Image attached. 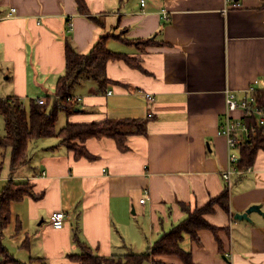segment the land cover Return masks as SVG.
Returning <instances> with one entry per match:
<instances>
[{"label": "crops", "instance_id": "crops-1", "mask_svg": "<svg viewBox=\"0 0 264 264\" xmlns=\"http://www.w3.org/2000/svg\"><path fill=\"white\" fill-rule=\"evenodd\" d=\"M142 1L85 0L102 21L96 24L79 13L77 0H0V96H16L27 108L55 95L68 38L83 54L106 34L158 41L141 53L111 37L109 49L140 58L145 71L110 61L107 88L93 80L75 85L82 101L65 114L66 123L148 119V132L130 135L128 150L109 137L89 138L76 142L90 156L77 157L60 137L42 138L12 175V150L0 148V197L10 181L29 184L34 194L11 204L3 243L16 260L73 264L68 256L81 252L78 240L104 257L146 252L187 218L183 203L202 208L228 186L230 149L218 135L225 93L264 90V0ZM257 155L233 174L229 211L216 205L205 215L218 235L208 228L199 240L184 234L180 246L194 264H264V151ZM253 206L251 221L235 219ZM59 211L66 224L57 229L50 218ZM157 260L186 264L172 255Z\"/></svg>", "mask_w": 264, "mask_h": 264}, {"label": "trees", "instance_id": "trees-1", "mask_svg": "<svg viewBox=\"0 0 264 264\" xmlns=\"http://www.w3.org/2000/svg\"><path fill=\"white\" fill-rule=\"evenodd\" d=\"M78 11L84 14L96 24H102L100 18L90 14L89 7L85 0H77ZM264 8V5H263ZM70 20V19H69ZM115 37L118 40L137 47L139 52H144L148 46L156 44L154 39L130 40L121 35H102L94 46L86 53H80L70 38L66 41L65 59L66 70L60 77L55 95H49L45 104H38L37 99H32L29 109L16 96L2 98L0 96V113L5 120V134L0 136V148L11 149V171L12 175L21 167L28 165L30 148L29 145L42 138L60 137L61 143L76 152L77 157H89L90 154L81 144L89 138L101 139L109 137L115 140L120 150L129 149L127 139L130 135H145L148 119H107L101 122L73 123L67 122L64 127L58 129L60 112H65L67 116L77 108V100L73 95V87L86 80H93L102 90H105L110 83L107 76V65L110 61L121 60L132 68L141 71L145 69L141 65V59L132 57L129 54L112 51L108 47L107 41ZM162 43V42H160ZM256 104L264 109V90L255 92ZM71 98V99H70ZM152 118V117H148ZM247 126L255 132L250 133V140L244 142L239 147L240 159L236 163L237 169L243 171L254 165L259 151H264V126L258 125L256 117L245 118ZM0 162V170L3 169ZM0 197V264H49L42 258L31 257L29 262L16 260L4 246V230L10 225L12 211L11 204L23 199L26 195L32 194L30 185L10 181L1 191ZM34 195V194H32ZM230 187L221 193L220 196L209 200L206 206L194 208L185 203L183 209L187 213V218L177 226L163 234L156 240L149 250L143 253L121 254L120 256H100L94 249L78 240L81 248L80 253L69 255V260L73 264H165L158 257L172 255L180 257L186 264H194L192 255L186 252L180 242L184 234L188 233L192 239L199 240L198 232L201 229H210L218 235V229L205 220V215L214 212V207L220 205L229 211L230 207ZM20 227V226H19ZM24 246H27L25 242Z\"/></svg>", "mask_w": 264, "mask_h": 264}, {"label": "built area", "instance_id": "built-area-1", "mask_svg": "<svg viewBox=\"0 0 264 264\" xmlns=\"http://www.w3.org/2000/svg\"><path fill=\"white\" fill-rule=\"evenodd\" d=\"M229 3L232 5H236L237 2L233 0H229ZM142 5H145V0L142 1ZM15 11V9H13ZM165 19H169V16L167 13L164 15ZM72 22L69 21V29L71 28ZM256 89L255 87L248 88L247 91H245V96L240 97L237 95L236 91L234 90H227L225 93L226 97V116L223 120V122L220 124L218 135H222L227 139V142L229 144L230 149V163L233 165L227 172L223 174L224 180L226 181V184L231 187L232 182V176L235 173L243 172L237 167H234V165L239 161L240 156L237 153L240 145L244 142H248L250 140V133L255 132V129H250L249 126H247L245 122V118H248L249 116H255L257 123L259 126H264V109H261L256 104V96L255 95ZM109 94H112L110 91ZM149 99H152V95H147ZM71 99V98H70ZM77 102L82 101V98L76 97ZM47 101L46 98L37 99L38 104H45ZM241 111L243 112L242 117H235L233 113ZM237 150V151H236ZM149 191L147 190L146 195H148ZM141 203L146 202V198H143ZM65 212L59 211L54 213L50 221H52V225L60 229L61 227H64L66 224L65 221Z\"/></svg>", "mask_w": 264, "mask_h": 264}, {"label": "rangeland", "instance_id": "rangeland-1", "mask_svg": "<svg viewBox=\"0 0 264 264\" xmlns=\"http://www.w3.org/2000/svg\"><path fill=\"white\" fill-rule=\"evenodd\" d=\"M5 94V90H3L2 88L0 89V94ZM29 109V107H28ZM65 112H60L59 114V121H58V124H57V127L61 128L65 123H66V120H65ZM5 135V120L3 118V116L1 115L0 113V136H4ZM9 157V153L7 155Z\"/></svg>", "mask_w": 264, "mask_h": 264}, {"label": "water", "instance_id": "water-1", "mask_svg": "<svg viewBox=\"0 0 264 264\" xmlns=\"http://www.w3.org/2000/svg\"><path fill=\"white\" fill-rule=\"evenodd\" d=\"M255 209V207H251V209L247 210L246 212L244 213H236L235 215V219H246V220H249L251 221V218H250V215H251V212Z\"/></svg>", "mask_w": 264, "mask_h": 264}]
</instances>
